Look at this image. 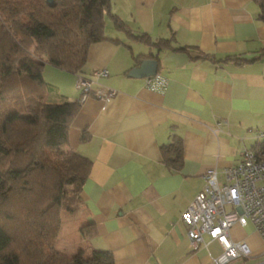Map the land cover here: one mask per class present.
I'll return each mask as SVG.
<instances>
[{"label": "crops", "instance_id": "0c3cea01", "mask_svg": "<svg viewBox=\"0 0 264 264\" xmlns=\"http://www.w3.org/2000/svg\"><path fill=\"white\" fill-rule=\"evenodd\" d=\"M109 12L148 41L116 28L106 14V39L89 46L81 73L43 66L48 102L79 99L77 75L92 79L93 92L115 91L107 101L88 95L69 124L64 149L87 157L90 168L79 209L60 213L55 246L69 255L107 250L112 264H214L220 243L203 234L193 248L181 215L203 187L205 170L214 166L222 179L220 170L238 163L245 148L255 149L254 133L264 128L259 5L110 0ZM160 39L167 45L158 47ZM146 57L166 78L161 91L128 74ZM101 69L108 74L94 77ZM177 138L181 160L167 163L161 147ZM88 225L92 234L84 237L81 229ZM229 236L245 241L251 252L228 264H264V236L252 223H234Z\"/></svg>", "mask_w": 264, "mask_h": 264}, {"label": "trees", "instance_id": "16d2710c", "mask_svg": "<svg viewBox=\"0 0 264 264\" xmlns=\"http://www.w3.org/2000/svg\"><path fill=\"white\" fill-rule=\"evenodd\" d=\"M254 1L264 20V0ZM109 7L110 0H0V264H112L107 250L69 255L55 246L61 210L79 209L90 160L64 149L80 100L46 101L42 78L45 63L81 73L89 46L106 39V14L116 28L148 41ZM161 152L167 163L181 160L180 140ZM81 234L90 236L91 225Z\"/></svg>", "mask_w": 264, "mask_h": 264}, {"label": "built area", "instance_id": "2783aa9c", "mask_svg": "<svg viewBox=\"0 0 264 264\" xmlns=\"http://www.w3.org/2000/svg\"><path fill=\"white\" fill-rule=\"evenodd\" d=\"M107 74L106 69L93 71L94 77ZM166 82L158 73L145 77L146 87L155 91L163 90ZM91 83V78L77 75L80 101L90 94L107 101L115 93L110 89L93 92ZM254 137L262 143L258 146L262 149L245 148L238 163L220 170L222 179L217 168H207L203 173V187L181 215L193 248L203 242V234L220 243L222 251L212 258L214 264H228L251 252L245 241L230 238L229 230L234 223L244 226L250 222L264 236V128L256 130Z\"/></svg>", "mask_w": 264, "mask_h": 264}, {"label": "water", "instance_id": "95a60500", "mask_svg": "<svg viewBox=\"0 0 264 264\" xmlns=\"http://www.w3.org/2000/svg\"><path fill=\"white\" fill-rule=\"evenodd\" d=\"M48 2L51 3L52 0H48ZM156 73H157V61L150 57H146L143 60H141L138 66L131 68L128 72L130 76L137 78L148 77Z\"/></svg>", "mask_w": 264, "mask_h": 264}, {"label": "rangeland", "instance_id": "374dc122", "mask_svg": "<svg viewBox=\"0 0 264 264\" xmlns=\"http://www.w3.org/2000/svg\"><path fill=\"white\" fill-rule=\"evenodd\" d=\"M79 89V88H78ZM79 91H81L80 89H79ZM62 211V210H61Z\"/></svg>", "mask_w": 264, "mask_h": 264}]
</instances>
